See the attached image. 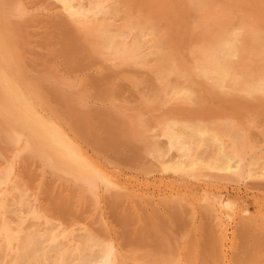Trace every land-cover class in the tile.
Listing matches in <instances>:
<instances>
[{
    "label": "rangeland",
    "instance_id": "1",
    "mask_svg": "<svg viewBox=\"0 0 264 264\" xmlns=\"http://www.w3.org/2000/svg\"><path fill=\"white\" fill-rule=\"evenodd\" d=\"M105 1L110 8L106 14L94 19L95 21L87 19L88 22L83 20L80 23L75 19H70L72 21L70 22L69 18L71 17L68 15V11L66 12L61 0H0V84L2 86V89L0 87V142L3 143H0V198L3 200L2 204L0 199V205L3 207L2 209L0 206V246H2L0 247V264L3 262V264H36V262L37 264H48L49 262L50 264H77L78 262V264H140V260H144L143 263L141 262L142 264H174V262L175 264H202L203 262V264H249V261L252 264H264V161H262L264 160V0H206L207 2L205 0H202L203 2L201 0H181L183 3L180 0L179 2L176 0ZM125 1L128 2V6ZM173 3L179 6L176 7V4ZM131 7L144 12L137 9L135 13L136 9ZM202 7H205V12ZM120 8L127 9L125 11ZM195 8L200 11H196ZM210 8L214 11L212 9L210 11ZM113 11L115 14L112 13ZM245 13L246 16H243ZM147 16L149 20H147ZM9 18H11L10 21ZM242 19L243 21H241ZM205 20L210 21L207 23L208 21ZM179 22L180 24H178ZM198 22L200 26L197 24ZM192 24L194 25L192 26ZM174 26H176V31H174ZM131 27L132 30L135 29L134 39L138 37L139 40L126 39L121 45L122 47L119 46L115 54L112 55L107 53V56L105 53L103 56L100 51L102 40L95 39L94 36L92 38L93 32L97 29L99 32L102 29L113 28L115 38H117L129 32ZM154 28L156 32L159 31L157 34L154 32ZM170 34H173V38ZM147 42L150 43L147 44ZM249 42L250 45L247 46ZM161 43L165 44V47ZM183 48L186 50L184 51ZM258 49L260 50L258 51ZM179 50L181 51L179 52ZM161 53L162 55H160ZM165 60H167L166 63ZM122 63H124L123 66ZM192 63H194L193 66ZM130 66L132 69H128ZM151 66L154 68L152 69ZM252 67L253 69H251ZM258 67L260 68L258 69ZM140 71L142 72L140 73ZM166 71L170 73L168 74ZM153 72L158 74L154 76ZM162 73L164 74L162 75ZM201 76L205 77H203V81ZM209 77L214 80L212 81ZM4 78L5 80L7 78L8 81H4ZM14 79H18V83H15L17 81ZM182 79L183 81H181ZM138 85L139 88H137ZM172 85L174 86L172 87ZM143 87H145L144 90ZM22 93L25 94L23 97ZM17 96L19 98L16 99ZM151 96L154 98L153 101ZM258 97L259 99H257ZM13 98L14 101H12ZM21 98L23 99L21 100ZM35 99L39 102H36ZM202 99L204 102H200ZM221 103H223L222 106H220ZM34 109L37 110L36 115H34L36 112ZM25 111L29 116L25 114ZM30 112L36 117L38 127L42 124L50 127L56 136L65 140L77 157L75 164L65 163L55 152L54 156L53 151H50L47 146L45 136L32 122ZM38 116L41 119H37ZM46 117L47 119H45ZM148 119L150 120L147 121ZM175 123L185 130L197 133L200 139L191 158L197 156L196 158L202 157L203 159L206 155L204 160L209 159L223 148L237 162L235 168L230 166L222 171L199 165L195 168L187 167L188 169L185 166L179 172L163 170L162 162L176 161L179 157L177 151H171L168 140L169 130ZM257 124L258 126H256ZM251 127L254 128L251 129ZM23 131H26L25 134ZM231 135L233 136L231 137ZM67 136L68 139H66ZM250 140L252 141L250 142ZM42 144L43 147H41ZM159 145L164 152V158L160 160L156 157V153L161 150ZM208 145H213V147ZM14 147L15 149H13ZM247 147L248 150H246ZM150 157L157 158V160H152ZM102 168L105 170L102 171ZM150 168L151 170H149ZM5 201L6 203H4ZM17 215H20L21 218L20 216L18 218ZM3 217L4 219H2ZM25 226L26 228H24ZM207 226L209 227L207 228ZM73 231H75L74 234ZM82 235L84 237L86 235V237L83 238ZM205 238L206 241H204ZM137 248H139L138 251ZM129 252H131V257ZM3 253H7V258L2 255ZM212 253L215 256H212ZM16 255H18L17 258ZM28 256L30 257L28 258ZM45 256L48 257V260ZM88 257L89 259H87ZM147 257L149 259L151 257V259L149 260ZM16 259L20 262H17ZM153 259L154 263L151 261ZM197 260H202V262Z\"/></svg>",
    "mask_w": 264,
    "mask_h": 264
},
{
    "label": "bare ground",
    "instance_id": "2",
    "mask_svg": "<svg viewBox=\"0 0 264 264\" xmlns=\"http://www.w3.org/2000/svg\"><path fill=\"white\" fill-rule=\"evenodd\" d=\"M122 1V0H121ZM129 1V0H128ZM176 1H178L179 2V0H176ZM181 1V0H180ZM206 1V0H205ZM234 1V0H233ZM56 2V1H55ZM61 2H62V4L64 5V7H65V9H66V12L68 11V15H70V17L71 18H69V20L70 19H75V20H78V22H80V21H83V20H86L87 21V19L89 20H91V19H97V18H99L101 15H103V14H106L108 11H109V7L107 6L108 5V3H107V1H105V0H61ZM110 2V1H109ZM115 2V1H114ZM135 2H136V0H135ZM173 2V1H172ZM182 2V1H181ZM199 2V1H198ZM201 2H203L202 0H201ZM207 2V1H206ZM134 2H132V4H133ZM183 3V2H182ZM196 3V2H195ZM211 3H212V1H211ZM233 3V2H232ZM2 4V3H1ZM125 4H127V6H128V2L126 3V1H125ZM169 4V3H168ZM174 4V3H173ZM176 4V3H175ZM174 4V5H175ZM201 4V3H200ZM199 4V5H200ZM209 4V3H208ZM224 4V3H223ZM6 5V4H5ZM10 5V4H9ZM110 5H112V3L110 2ZM134 5V4H133ZM150 5V4H149ZM152 5H154V4H152ZM172 5V4H171ZM177 5L178 4H176V7H177ZM190 5V4H189ZM58 6V5H57ZM61 6V5H60ZM114 6H115V4H114ZM122 6V5H121ZM138 6V5H137ZM161 6H163V5H161ZM170 6V5H169ZM179 6V5H178ZM206 6V5H205ZM1 7V6H0ZM134 7V6H133ZM145 7V6H144ZM174 7V6H173ZM199 8L198 9H200V6H198ZM207 7H208V5H207ZM206 7V8H207ZM235 7V6H234ZM113 8H116V7H113ZM132 8V7H131ZM161 8V7H160ZM167 8V7H166ZM166 8H164V9H166ZM169 8V7H168ZM175 8V7H174ZM179 8V7H178ZM202 8H204L205 9V7H202ZM236 8H238V7H236ZM20 9V8H19ZM120 9H123V8H120ZM126 9L127 8H124L123 10H125L126 11ZM130 9V8H129ZM132 9H136V8H132ZM138 9V8H137ZM137 9L135 10V13H136V11H137ZM196 9V11H198L197 10V8H195ZM211 9L212 8H210V11H211ZM217 9V8H216ZM22 10V9H21ZM118 10V9H117ZM138 10H141V9H138ZM152 10V9H151ZM180 10V9H179ZM183 10H184V8H183ZM186 10H188V9H186ZM193 10V9H192ZM208 10H209V8H208ZM220 10V9H219ZM19 11V10H18ZM63 11V10H62ZM116 11V10H115ZM129 11V10H128ZM141 11H143V10H141ZM156 11V10H155ZM171 11V10H170ZM195 11V12H196ZM200 11V10H199ZM198 11V12H199ZM206 11V9L204 10V12ZM212 11H214L213 9H212ZM221 11V10H220ZM1 12V11H0ZM7 12H9V11H7ZM144 12V11H143ZM154 12V11H153ZM163 12V11H162ZM161 12V13H162ZM191 12V11H190ZM193 12V11H192ZM208 12V11H207ZM241 12V11H240ZM3 13V12H2ZM112 13H114V11L112 12ZM120 13V12H119ZM119 13H117V14H119ZM137 13H139V12H137ZM150 13V12H149ZM161 13H159V14H161ZM181 13V12H180ZM185 13V12H184ZM197 13V12H196ZM202 13V12H201ZM201 13H200V15H201ZM223 13V12H222ZM228 13H229V11H228ZM233 13H235V12H233ZM232 13V14H233ZM4 14V13H3ZM10 14V13H9ZM65 14H67V13H65ZM110 14V13H109ZM115 14V13H114ZM151 14V13H150ZM186 14V13H185ZM185 14H184V16H185ZM199 14V13H198ZM207 14V13H206ZM223 14H225L226 15V13H223ZM241 15H242V13H240ZM2 15V14H1ZM7 15V14H6ZM21 15V14H20ZM63 15V14H62ZM120 15V14H119ZM147 15V14H146ZM183 15V14H182ZM195 15V14H194ZM208 15V14H207ZM209 15H211L212 16V14H209ZM236 15V14H235ZM234 15V16H235ZM240 15V16H241ZM22 16V15H21ZM67 16V15H66ZM223 16V15H222ZM229 16H231V15H229ZM233 16V17H234ZM243 16H246V13H245V15H243ZM68 17V16H67ZM105 17V16H104ZM120 17V16H119ZM131 17V16H130ZM151 17V16H150ZM158 17H159V15H158ZM191 17V16H190ZM195 16H193V18H194ZM199 17V16H198ZM202 17V16H201ZM237 17V16H236ZM250 17V16H249ZM4 18V17H3ZM13 18V17H12ZM122 18H123V16H122ZM128 18H129V16H128ZM175 18V17H174ZM196 18V17H195ZM200 18V17H199ZM213 18V17H212ZM229 18V17H228ZM246 18V17H245ZM105 19H107L106 17H105ZM127 19V18H126ZM126 19H124V20H126ZM164 19V18H163ZM179 19H180V17H179ZM182 19V18H181ZM183 19H185L186 20V18H183ZM204 19H206L205 17H204ZM215 19V18H214ZM240 19H241V17H240ZM11 20V18H9V21ZM74 20V21H75ZM89 20V21H90ZM92 20V21H93ZM118 20V19H117ZM121 20H123V19H121ZM133 20V19H132ZM135 20V19H134ZM146 20V19H145ZM147 20H149L148 19V16H147ZM146 20V21H147ZM151 20V19H150ZM154 20V19H153ZM178 20V19H177ZM221 20H223V19H221ZM230 20V19H229ZM232 20V19H231ZM245 20V19H244ZM248 20L250 21V19L248 18ZM4 21H6V20H4ZM85 21V22H86ZM95 21V20H94ZM99 21V20H98ZM120 21V20H119ZM131 21V20H130ZM160 21V20H159ZM189 21V20H188ZM191 21H193V20H191ZM200 21V20H199ZM206 22L208 21V20H205ZM210 21V20H209ZM209 21L207 22V23H209ZM241 21H243V19L241 20ZM255 21V20H254ZM68 22V21H67ZM70 22H72L71 20H70ZM88 22V21H87ZM107 22H108V20H107ZM111 22V21H110ZM122 22V21H121ZM125 22V21H124ZM132 22V21H131ZM135 22H137V21H135ZM148 22V21H147ZM184 22V21H183ZM194 22V21H193ZM12 23V22H11ZM80 23H82V22H80ZM90 23V22H89ZM106 23V22H105ZM117 23V22H116ZM127 23V22H126ZM129 23V22H128ZM140 23V22H139ZM143 23V22H142ZM145 23V22H144ZM155 23V22H154ZM159 23V22H158ZM163 23V22H162ZM231 23V22H230ZM77 24V23H76ZM79 24V23H78ZM83 24H84V22H83ZM83 24H82V26H83ZM86 24V23H85ZM137 24H138V22H137ZM153 24V23H152ZM176 24V23H175ZM178 24H180V22L178 23ZM182 24V23H181ZM189 24V23H188ZM198 25H199V22L197 23ZM215 24H217V22H215ZM87 25H88V23H87ZM86 25V26H87ZM94 25H95V23H94ZM109 25H110V23H109ZM108 25V26H109ZM123 25V24H122ZM127 25H129V24H127ZM144 25V24H143ZM142 25V26H143ZM146 25V24H145ZM160 25H161V23H160ZM166 25V24H165ZM185 25V24H184ZM191 25V24H190ZM194 24H192V26H193ZM209 25V24H208ZM226 25V24H225ZM232 25H233V23H232ZM8 26V25H7ZM76 26V25H75ZM89 26V25H88ZM106 26V25H105ZM134 26H135V24H134ZM136 26H138V25H136ZM140 26V25H139ZM153 26V25H152ZM151 26V27H152ZM159 26V25H158ZM162 26V25H161ZM160 26V27H161ZM168 26V25H167ZM177 26V25H176ZM176 26H174L175 27V30L174 31H176ZM182 26H183V24H182ZM181 26V27H182ZM188 26V25H187ZM200 26V25H199ZM215 26V25H214ZM249 26H251V25H249ZM2 27H3V24H2ZM84 27V26H83ZM95 27V26H94ZM101 27V26H100ZM127 27V26H126ZM133 27V26H132ZM131 27V29H130V31L129 32H127V33H124V34H122L121 36H118L117 38H115V33H114V31H113V28H109V29H105V30H103L102 29V31H99L98 32V29L95 31V32H93V34L94 35H92V38H93V36H94V38L96 39V38H98V39H101L102 40V43H100V47H101V54H103V56H104V54L106 53H108V54H110V55H112L113 53L115 54V52H116V50L118 49V47L120 46V47H122L121 45L123 44V42L126 40V39H131V40H136V39H138V37L136 38V39H134V30H132L133 28ZM170 27V26H169ZM212 27V26H211ZM221 27V26H220ZM230 27V26H229ZM241 27V26H240ZM1 28V27H0ZM79 28H80V26H79ZM86 28V27H85ZM89 28H90V26H89ZM92 28V27H91ZM106 28V27H105ZM116 28H117V26H116ZM121 28H122V26H121ZM129 28V27H128ZM144 28V27H143ZM153 28V27H152ZM172 29H173V27H171ZM195 28V27H194ZM201 28V27H200ZM208 28V27H207ZM223 28H225V27H223ZM227 28V27H226ZM239 28V27H238ZM246 28V27H245ZM251 28V27H250ZM10 29V28H9ZM95 29V28H94ZM112 29V30H111ZM118 29V28H117ZM149 29V28H148ZM157 29V28H156ZM165 29V28H164ZM185 29H186V27H185ZM118 30H120V29H118ZM124 30V29H123ZM153 30V29H152ZM154 30H155V28H154ZM162 30H163V27H162ZM184 30V29H183ZM182 30V31H183ZM213 30V29H212ZM230 30V29H229ZM240 30H243V29H240ZM10 31V30H9ZM88 31V30H87ZM92 31V30H91ZM116 31V30H115ZM138 31V30H137ZM145 31V30H144ZM150 31V30H149ZM194 31V30H193ZM195 31H196V28H195ZM205 31V30H204ZM207 31V30H206ZM227 31V30H226ZM81 32V31H80ZM84 32H85V30H84ZM122 32V31H121ZM147 32V31H146ZM154 32H156V30L154 31ZM159 31H157L156 32V34L158 33ZM163 32H164V30H163ZM167 32V31H166ZM166 32H165V34H166ZM179 32V31H178ZM223 32H225V31H223ZM244 32V31H243ZM9 33V32H8ZM145 33V32H144ZM162 33V32H161ZM170 33V32H169ZM172 33H173V31H172ZM180 33V32H179ZM183 33V32H182ZM196 33H197V31H196ZM199 33H200V31H199ZM204 33H206V32H204ZM84 34V33H83ZM83 34H82V36H83ZM148 34H150V32H148ZM177 34V33H176ZM191 34V33H190ZM202 34V33H201ZM207 34V33H206ZM223 34V33H222ZM10 35H11V33H10ZM87 35V34H86ZM163 35H164V33H163ZM171 35V34H170ZM169 35V36H170ZM173 35V34H172ZM172 35H171V37H172ZM182 35V34H181ZM185 35V34H184ZM195 35V34H194ZM249 35V34H248ZM91 36V35H90ZM117 36V35H116ZM138 36V35H137ZM178 36V35H177ZM188 36V35H187ZM210 36V35H209ZM234 36V35H233ZM240 36V35H239ZM86 37V36H85ZM147 37V36H146ZM148 37H151L150 35H148ZM170 37V38H171ZM195 37V36H194ZM213 37V36H212ZM216 37V36H215ZM214 37V38H215ZM225 37V36H224ZM227 37V36H226ZM245 38H246V35L244 36ZM91 37L89 38L90 39V41H91V39H92ZM142 38V37H141ZM140 38V39H141ZM173 38V37H172ZM183 38V37H182ZM185 38L187 39V37L185 36ZM189 38H190V36H189ZM197 38V37H196ZM205 38V37H204ZM207 38V37H206ZM12 39V38H11ZM88 39V40H89ZM146 39V38H145ZM181 39V38H180ZM218 39V38H217ZM221 39V38H220ZM229 39V38H228ZM235 39V38H234ZM249 39V38H248ZM2 40V39H1ZM86 40V39H85ZM139 40V39H138ZM142 40V39H141ZM158 40H159V38H158ZM168 40V39H167ZM167 40H166V42H167ZM260 40V39H259ZM262 40V39H261ZM93 41V40H92ZM155 41H156V37H155ZM160 41V40H159ZM173 42L175 41V40H172ZM186 41V40H185ZM199 41V40H198ZM197 41V42H198ZM245 41V40H244ZM247 41V40H246ZM133 42V41H132ZM150 42H151V40H150ZM149 42V43H150ZM161 42V41H160ZM168 42H169V40H168ZM175 42H177V41H175ZM220 42H221V40H220ZM235 42V41H234ZM260 42V41H259ZM258 42V43H259ZM87 43V42H86ZM134 43V42H133ZM144 43V42H143ZM148 42H147V44H149ZM159 42H157V44H158ZM170 43H171V41H170ZM182 43H184L183 42V40H182ZM181 42H180V45L182 44ZM196 43V42H195ZM215 43H216V41H215ZM222 43V42H221ZM95 44H96V41H95ZM132 44V43H131ZM130 44V45H131ZM140 44V43H139ZM146 44V45H147ZM152 44V43H151ZM154 44V43H153ZM160 44V43H159ZM162 44V43H161ZM205 44H206V42H205ZM252 44V43H251ZM263 44V43H262ZM13 45V44H12ZM88 45V44H87ZM136 45V44H135ZM163 45V44H162ZM165 45V44H164ZM163 45V46H164ZM168 45V43L166 44V46ZM176 45V44H175ZM204 45V44H203ZM216 45V44H215ZM248 45H250V42H249V44H247V46ZM253 45V44H252ZM96 46V45H95ZM161 46V45H160ZM179 46V45H178ZM177 46V47H178ZM186 46V45H185ZM198 46H199V44H198ZM233 46V45H232ZM257 46H258V44H257ZM97 47V46H96ZM129 47H131V46H129ZM132 47H133V45H132ZM154 47V45L152 46V48ZM162 47V46H161ZM165 47V46H164ZM208 47V46H207ZM9 48H10V46H9ZM93 48V47H92ZM134 48V47H133ZM136 48V47H135ZM138 48V47H137ZM168 48H169V46H168ZM172 48V47H171ZM179 48V47H178ZM182 48V47H181ZM200 48V47H199ZM206 48V47H205ZM212 48V47H211ZM235 48H236V46H235ZM243 48V47H242ZM251 48V47H250ZM253 48V47H252ZM251 48V49H252ZM256 48V47H255ZM262 48V47H261ZM11 49H12V47H11ZM96 49V48H95ZM98 49V48H97ZM125 49V48H124ZM144 49V48H143ZM167 49V48H166ZM173 49V48H172ZM176 49V48H175ZM189 49H190V47H189ZM196 49H197V47H196ZM196 49H195V51H196ZM210 49V48H209ZM213 49V48H212ZM238 49V48H237ZM244 49H245V47H244ZM243 49V50H244ZM0 50H1V47H0ZM135 50V49H134ZM149 50H150V48H149ZM162 50H164V49H162ZM183 50H184V48H183ZM186 50V49H185ZM184 50V51H185ZM199 50V49H198ZM205 50V49H204ZM260 49H258V51H259ZM2 51H3V49H2ZM8 51H9V49H8ZM15 51V50H14ZM93 51H94V49H93ZM133 51V50H132ZM131 51V52H132ZM153 51V50H152ZM181 50H179V52H180ZM190 51V50H189ZM188 51V52H189ZM237 51H239V50H237ZM263 51V50H262ZM92 52V51H91ZM98 52V51H97ZM128 52V51H127ZM167 52V51H166ZM173 52H174V50H173ZM192 52H194V51H192ZM159 53V52H158ZM186 53V52H185ZM190 53V52H189ZM195 53V52H194ZM204 53V52H203ZM207 54H208V52H206ZM214 53V52H213ZM249 53V52H248ZM255 53V52H254ZM258 53V52H257ZM260 53H261V51H260ZM12 54V53H11ZM94 54V53H93ZM108 54H107V56H108ZM153 54V53H152ZM171 54V53H170ZM175 54H176V52H175ZM150 55V54H149ZM157 55V54H156ZM159 55V54H158ZM160 55H162V53L160 54ZM168 55V54H167ZM181 55V54H180ZM205 55V54H204ZM258 55V54H257ZM260 55V54H259ZM9 56V55H8ZM93 56V55H92ZM98 56H99V54H98ZM147 56V55H146ZM203 56V55H202ZM242 56V55H241ZM110 57V56H109ZM108 57V58H109ZM153 57V56H152ZM156 57V56H155ZM163 57V56H162ZM167 57V56H166ZM173 57V56H172ZM178 57V56H177ZM184 57V56H183ZM190 57H193V56H190ZM212 57V56H211ZM257 57V56H256ZM3 58V57H2ZM111 58V57H110ZM145 58V57H144ZM147 58V57H146ZM145 58V59H146ZM193 58H195V57H193ZM205 58V57H204ZM203 58V59H204ZM243 58V57H242ZM242 58L240 59V61L242 60ZM264 58V57H263ZM10 60H11V58H9ZM103 59V58H102ZM153 59V58H152ZM158 59H160L159 57H158ZM200 59V58H199ZM202 59V60H203ZM206 59V58H205ZM204 59V60H205ZM111 60V59H110ZM135 60V59H134ZM177 60V59H176ZM186 60V59H185ZM192 60V59H191ZM194 60V59H193ZM249 60H251V59H249ZM97 61H98V59H97ZM104 61V60H103ZM114 61H115V59H114ZM117 61V60H116ZM143 61V60H142ZM144 61H146V60H144ZM156 61V60H155ZM160 61H161V59H160ZM166 61L167 60H165V63H166ZM107 62V61H106ZM111 62V61H110ZM173 62V61H172ZM175 62V61H174ZM181 62V61H180ZM188 62V61H187ZM186 62V63H187ZM192 62V61H191ZM254 62V61H253ZM264 62V61H263ZM1 63V62H0ZM149 63V62H148ZM164 63V64H165ZM208 63V62H207ZM110 64H112V63H110ZM123 64L124 63H122V66H123ZM135 64V63H134ZM143 64H145V63H143ZM150 64V63H149ZM154 64V63H153ZM161 64H163V63H161ZM193 64L194 63H192V66H193ZM242 64L244 65V63H243V61H242ZM251 64H252V62H251ZM253 64H255V63H253ZM16 66H18L17 64H15ZM117 65V64H116ZM139 65H140V62H139ZM138 65V66H139ZM156 65V64H155ZM167 65H168V68H170V66H169V64L167 63ZM174 64H172V66H173ZM215 65V64H214ZM224 65V64H223ZM237 65H238V63H237ZM239 65H240V63H239ZM260 65V64H259ZM262 65H263V63L261 64V67H262ZM115 66V65H114ZM158 66V65H157ZM163 66V65H162ZM165 66V65H164ZM241 66V65H240ZM245 66V65H244ZM15 67V66H14ZM19 67V66H18ZM116 67V66H115ZM119 67H120V65H119ZM126 67V66H125ZM135 68H136V66H134ZM174 67V66H173ZM178 67V66H177ZM184 67V66H183ZM200 67V66H199ZM214 67V66H213ZM212 67V68H213ZM250 67V66H249ZM16 68V67H15ZM117 68H118V66H117ZM128 68V67H127ZM138 68V67H137ZM145 68V67H144ZM151 68L153 69L154 67H152L151 66ZM160 68V67H159ZM162 68V67H161ZM186 68H188V67H186ZM194 68V67H193ZM198 68V67H197ZM205 68V67H204ZM211 68V69H212ZM238 68H239V66H238ZM260 67H258V69H259ZM128 69H132V67L130 66ZM134 69V68H133ZM139 69V68H138ZM137 69V72L139 71ZM140 69H141V67H140ZM156 69V68H155ZM154 69V70H155ZM173 69V68H172ZM174 69H176V68H174ZM191 69V68H190ZM202 69V68H201ZM251 69H253V67L251 68ZM250 69V70H251ZM16 70V69H15ZM21 70V69H20ZM124 70H126V69H124ZM146 70V69H145ZM149 70V69H148ZM161 70V69H160ZM164 70V69H163ZM236 70H239V69H236ZM142 71H144V70H142ZM142 71H140V73L142 72ZM151 71H153V70H151ZM167 71H169V69H167ZM166 71V73H168ZM171 71V70H170ZM173 71V70H172ZM196 71V70H195ZM212 71V70H211ZM220 71V70H219ZM241 71V70H240ZM246 71V70H245ZM244 71V72H245ZM255 71V70H254ZM257 71V70H256ZM255 71V72H256ZM13 72V71H12ZM117 72V71H116ZM126 72V71H125ZM158 72V71H157ZM156 72V74L154 73V76L155 75H157L158 73ZM183 72H185V71H183ZM182 72V73H183ZM239 72V71H238ZM237 72V73H238ZM132 73H133V71H132ZM135 73H136V71H135ZM134 73V74H135ZM139 73V72H138ZM170 73V72H169ZM168 73V74H169ZM194 73V72H193ZM202 73V72H201ZM200 73V74H201ZM206 73V72H205ZM15 74V73H14ZM18 74V73H17ZM129 74V73H128ZM152 74V73H151ZM164 73H162V75H163ZM181 74V73H180ZM189 74V73H188ZM195 74V73H194ZM199 74V73H198ZM215 74V73H214ZM240 74V73H239ZM258 74V73H257ZM4 75H5V73H4ZM12 75H13V73H12ZM19 75V74H18ZM171 75V74H170ZM176 75H177V72H176ZM183 75V74H182ZM187 75V74H186ZM191 75V74H190ZM253 75V74H252ZM251 75V76H252ZM9 76V75H8ZM124 76V75H123ZM133 76V75H132ZM136 76V75H135ZM146 76V75H145ZM144 76V77H145ZM150 76V75H149ZM164 76H166V75H164ZM163 76V77H164ZM173 76V75H172ZM209 76V75H208ZM211 76H212V74H211ZM234 76V75H233ZM240 76V75H239ZM5 77H6V75H5ZM10 77V76H9ZM14 77V76H13ZM129 77H130V75H129ZM194 77V76H193ZM202 77V76H201ZM204 77V76H203ZM203 77H202V81H203ZM11 78V77H10ZM9 78V79H10ZM16 78V77H15ZM19 78V77H18ZM133 78V77H132ZM137 78H138V75H137ZM141 78H142V76H141ZM140 77H139V79H141ZM159 78V77H158ZM169 78V77H168ZM174 78V77H173ZM175 78H177V77H175ZM179 78V77H178ZM177 78V79H178ZM183 78V77H182ZM205 78V77H204ZM210 78V77H209ZM215 78V77H214ZM239 78V77H238ZM261 78V77H260ZM263 78V77H262ZM12 79V78H11ZM134 79H135V77H134ZM149 79V78H148ZM161 79V78H160ZM171 79V78H170ZM186 79V77L184 78V80ZM190 79V78H189ZM192 79H194V78H192ZM211 80H212V78H210ZM6 80H7V78H6ZM5 80V78H4V81H6ZM15 80V79H14ZM130 81H131V79H129ZM146 80H147V78H146ZM154 80V79H153ZM153 80H151V81H153ZM163 80V79H162ZM172 80V79H171ZM214 80V79H213ZM212 80V81H213ZM215 80H217V78H215ZM8 81V80H7ZM10 81V80H9ZM15 81H17V82H15V83H18V79L17 80H15ZM142 81V80H141ZM156 81H157V79H156ZM181 81H183V79L181 80ZM191 81V80H190ZM193 81V80H192ZM211 81V82H212ZM264 81V80H263ZM139 82V81H138ZM144 82V81H143ZM149 82V81H148ZM155 82V81H154ZM159 82V81H158ZM175 82H176V79H175ZM199 82H200V80H199ZM226 82V81H225ZM233 82V81H232ZM12 83V82H11ZM181 83V82H180ZM180 83H178V84H180ZM194 83V82H193ZM205 83V82H204ZM216 83V82H215ZM221 83V82H220ZM9 84V86H10V83H8ZM14 84V83H13ZM134 84V83H133ZM159 84H161L160 82H159ZM168 84H169V82H168ZM177 84V85H178ZM187 84V83H186ZM192 84V83H191ZM200 84V83H199ZM4 85V84H3ZM12 85V84H11ZM23 85V84H22ZM139 85H140V83H139ZM139 85L137 86V88H139ZM188 85H189V83H188ZM201 85V84H200ZM200 85H199V87H200ZM204 85V84H203ZM213 85H215V84H213ZM222 85V84H221ZM33 86V85H32ZM127 86V85H126ZM155 86L157 87V84L155 83ZM174 85H172V87H173ZM176 86V85H175ZM0 87H1V89H2V86H1V84H0ZM6 87V86H5ZM11 87V86H10ZM119 87V86H118ZM121 87V86H120ZM147 87V86H146ZM152 87V86H151ZM163 87V86H162ZM164 87H165V85H164ZM178 87V86H177ZM184 87V86H183ZM186 87H188V86H186ZM198 87V86H197ZM256 87V86H255ZM7 88V87H6ZM22 88V87H21ZM131 88V87H130ZM159 88V87H158ZM179 88V87H178ZM189 88V87H188ZM195 88V87H194ZM14 89V88H13ZM31 89H33V88H31ZM75 89V88H74ZM143 90L145 89V87H143L142 88ZM164 89V88H163ZM174 89V88H173ZM172 89V90H173ZM184 89V88H183ZM235 89V88H234ZM257 89H259V88H257ZM8 90V89H7ZM6 90V92H8ZM162 90V89H161ZM164 90H166V89H164ZM191 90H193V89H191ZM196 90V89H195ZM4 91H5V89H4ZM155 91V90H154ZM167 91H169V90H167ZM254 91V90H253ZM257 91V90H256ZM264 91V90H263ZM28 92H29V89H28ZM31 92V91H30ZM36 92V91H35ZM157 92V91H156ZM188 92V91H187ZM193 92H195L194 90H193ZM197 92V91H196ZM198 92H199V89H198ZM203 92V91H202ZM2 93H3V91H2ZM19 93H20V91H19ZM158 93V92H157ZM157 93H156V95H157ZM175 93V92H174ZM177 93V92H176ZM175 93V94H176ZM192 93V92H191ZM207 93V92H206ZM32 94V93H31ZM146 94V93H145ZM152 94V93H151ZM164 94V93H163ZM196 94V93H195ZM209 94V93H208ZM17 95H18V93H17ZM23 95H25V94H23L22 93V97H23ZM32 95H34V94H32ZM148 95V94H147ZM154 96H155V94H153ZM152 95V96H153ZM173 95V94H172ZM180 95V94H179ZM203 95V94H202ZM8 96H10V95H8ZM12 96V95H11ZM143 96H144V93H143ZM152 96H151V100L152 99H154V98H152ZM169 96V95H168ZM176 96H178V95H176ZM195 96V95H194ZM197 96V95H196ZM223 96V95H222ZM226 96V95H225ZM2 97H3V95H2ZM140 97H141V95H140ZM146 97V96H145ZM221 97V96H220ZM224 97V96H223ZM236 97V96H235ZM5 98H7V97H5ZM12 98V97H11ZM17 98H19V96H17L16 97V99ZM26 98V97H25ZM34 98V97H33ZM84 98H85V96H84ZM149 98H150V95H149ZM157 98V97H156ZM161 98V97H160ZM178 98V97H177ZM176 98V99H177ZM186 98V97H185ZM197 98V97H196ZM216 98V97H215ZM237 98H239V97H237ZM23 98H21V100H22ZM143 99V98H142ZM172 99H173V97H172ZM206 99H207V97H206ZM222 99H224V98H222ZM243 99V98H242ZM257 99H259V97L257 98ZM256 99V100H257ZM20 100V101H21ZM27 100H28V98H27ZM36 100V99H35ZM181 100V99H180ZM193 100V99H192ZM194 100H195V98H194ZM219 100V99H218ZM235 100V99H234ZM245 100V99H244ZM262 100V99H261ZM7 101H8V99H7ZM12 101H14V98H13V100ZM18 101V100H17ZM24 101V100H23ZM33 102H34V100H32ZM38 100H36V102H37ZM153 101V100H152ZM168 101V100H167ZM184 101V100H183ZM221 101H223V100H221ZM232 101V100H231ZM243 101V100H242ZM250 101V100H249ZM253 101H254V99H253ZM5 102V101H4ZM39 102V101H38ZM128 102V101H127ZM171 102V101H170ZM190 102V101H189ZM196 102H197V100H196ZM200 102H204L203 101V99H202V101H200ZM225 102V101H224ZM248 102V101H247ZM256 102V101H255ZM258 102V101H257ZM9 103V102H8ZM14 103V102H13ZM26 103V102H25ZM129 103V102H128ZM156 103H157V101H156ZM155 103V104H156ZM162 103V102H161ZM176 103V102H175ZM183 103V102H182ZM237 104L239 103L238 101L236 102ZM245 103V102H244ZM252 103V102H251ZM27 104V103H26ZM32 104V103H31ZM36 104V103H35ZM120 104V103H119ZM149 104V103H148ZM163 104V103H162ZM170 104V103H169ZM186 104V103H185ZM193 104V103H192ZM191 104V105H192ZM222 104L223 103H221V105L220 106H222ZM249 104V103H248ZM261 104V103H260ZM19 105V104H18ZM36 105H38V104H36ZM140 105V104H139ZM141 105H142V103H141ZM154 105V104H153ZM173 105V104H172ZM179 105H180V103H179ZM179 105H178V107H179ZM182 105V104H181ZM190 105V104H189ZM225 105V104H224ZM233 105V104H232ZM240 105H242V104H240ZM2 106V105H1ZM17 106V105H16ZM26 106V105H25ZM29 106V105H28ZM164 106V105H163ZM170 106V105H169ZM168 106V107H169ZM177 106V105H176ZM187 106H188V103H187ZM196 107H197V105H195ZM201 106V105H200ZM227 106V103H226V105H225V107ZM264 106V105H263ZM262 106V107H263ZM20 107H21V105H20ZM19 107V108H20ZM40 107H41V104H40ZM173 107H175V106H173ZM181 107V106H180ZM185 107V106H184ZM193 107H194V105H193ZM202 107H203V105H202ZM224 107V108H225ZM237 107V106H236ZM244 107V106H243ZM261 107V106H260ZM3 108V107H2ZM23 108V107H22ZM22 108H20V109H22ZM129 108V107H128ZM161 108V107H160ZM177 108V107H176ZM201 108V107H200ZM199 108V109H200ZM214 108V107H213ZM235 108V107H234ZM239 108V107H238ZM238 108H236V110L238 109ZM7 109H9L8 107H7ZM6 109V110H7ZM26 109V108H25ZM28 109V108H27ZM30 109H31V107H30ZM161 109H163V108H161ZM181 109H183V108H181ZM181 109H180V111H181ZM29 110V109H28ZM36 112L34 113V115H36V113H37V110L36 109H34ZM153 110V109H152ZM155 110H156V108H155ZM201 110H202V108H201ZM200 110V111H201ZM204 110H206V109H204ZM213 110V109H212ZM219 110V109H218ZM239 110V109H238ZM241 110H242V107H241ZM4 111V110H3ZM22 111H24V110H22ZM151 111V110H150ZM177 111V110H176ZM194 111V110H193ZM245 111V110H244ZM11 112V111H10ZM34 112V111H33ZM165 112V111H164ZM47 113V112H46ZM134 113V112H133ZM186 113V112H185ZM197 113H198V111H197ZM207 113V112H206ZM210 113V112H209ZM220 113V112H219ZM231 113V112H230ZM246 113V112H245ZM244 113V114H245ZM12 114V113H11ZM21 114V113H20ZM25 114H26V111H25ZM30 114V116H31V120H32V122L36 125V117H34L33 116V113H29ZM48 114V113H47ZM151 114V113H150ZM169 114V113H168ZM172 114V113H171ZM234 114V113H233ZM240 114H241V112H240ZM14 115V114H13ZM12 115V116H13ZM27 115V114H26ZM157 115H158V113H157ZM193 115H195V114H193ZM199 115H200V113H199ZM204 115V114H203ZM232 115V114H231ZM16 116V115H15ZM14 116V117H15ZM27 116H29V115H27ZM44 116H46V115H44ZM43 116V117H44ZM49 116V115H48ZM148 116H150V115H148ZM151 116H152V114H151ZM150 116V117H151ZM162 116V115H161ZM207 116H208V114H207ZM219 116V115H218ZM237 116V115H236ZM50 117V116H49ZM140 117H141V115H140ZM156 117V116H155ZM183 117V116H182ZM191 117V116H190ZM196 117V116H195ZM202 117V116H201ZM215 117V116H214ZM228 117V116H227ZM245 117H246V115H245ZM248 117H249V114H248ZM261 117V116H260ZM6 118V117H5ZM53 118V117H52ZM138 118V117H137ZM145 118H147V117H145ZM186 118V117H185ZM188 118H189V116H188ZM192 118H193V116H192ZM236 118V117H235ZM257 118H259V117H257ZM264 118V117H263ZM14 119V118H13ZM17 119V118H16ZM37 119H41V118H39V116H38V118ZM45 119H47V117L45 118ZM55 119H56V117H55ZM205 119H206V117H205ZM222 119V118H221ZM237 119V118H236ZM248 119H250V118H248ZM5 120V119H4ZM7 120V119H6ZM9 120V119H8ZM12 120V119H11ZM18 120H20V119H18ZM62 120H63V118H62ZM144 120V119H143ZM142 120V121H143ZM150 119H148L147 121H149ZM169 120V119H168ZM171 120L173 121V119L171 118ZM186 120H187V118H186ZM199 120V119H198ZM225 120V119H224ZM238 120H240V119H238ZM243 120V119H242ZM247 120V119H246ZM245 120V121H246ZM257 120V119H256ZM2 121V120H1ZM10 121V120H9ZM9 121H8V123H9ZM21 121V120H20ZM43 121V120H42ZM154 121V120H153ZM165 121H166V119H165ZM182 121V120H181ZM196 121V120H195ZM225 121H227V120H225ZM232 121H234V120H232ZM245 121H244V123H245ZM253 121V120H252ZM252 121H251V123H252ZM59 122H60V120H59ZM155 122H156V120H155ZM175 122V121H174ZM189 122V121H188ZM190 122H191V120H190ZM199 122V121H198ZM229 122H230V120H229ZM229 122H228V124H229ZM255 122V121H254ZM258 122V121H257ZM6 124H7V122H5ZM4 123V124H5ZM18 123V122H17ZM137 123V122H136ZM169 123V122H168ZM178 123V122H177ZM209 123V122H208ZM232 124H233V122H231ZM249 123V122H248ZM5 124V125H6ZM11 124V123H10ZM156 124V123H155ZM171 124V123H170ZM170 124H168V125H170ZM185 124V123H184ZM197 124V123H196ZM200 124V123H199ZM206 124V123H205ZM204 124V125H205ZM239 124H240V122H239ZM239 124H238V126H239ZM243 124V123H242ZM24 125V124H23ZM38 125V124H37ZM36 125V127H38ZM135 125H137V124H135ZM159 125V124H158ZM165 125V124H164ZM173 126H172V128H171V130H169L168 132H169V136H168V140L170 141V145H171V151L172 150H175V151H177V154L179 153V157H178V160H176V161H170V160H167L166 162H162V166H163V170H166V171H168V170H171L172 172L173 171H180V170H182V169H184V167L185 168H187V167H189V168H195V167H197V166H199V165H202V166H206V167H209V168H211V169H218V170H222L223 171V169H225L226 170V168L227 167H234L235 168V166H236V163L237 162H235V160L233 159V156L232 155H229V153H226L224 150H223V148L221 149V150H219L218 152H217V154L214 156L213 155V157H211V158H209V159H205L204 160V158H206V155H205V157L202 159V157L201 158H191L192 157V155H193V151H194V149L195 148H197V146L199 145V138H198V135H197V133H193V132H190V131H188V130H185V129H183L182 127H180V126H178V125H176V123L175 124H172ZM185 125H187V124H185ZM192 125V124H191ZM195 125V124H194ZM208 125V124H207ZM254 125V124H253ZM13 126V125H12ZM14 126H17V125H14ZM29 126V125H28ZM33 126V125H32ZM54 126H56V125H54ZM148 126V125H147ZM150 126H152L151 124H150ZM255 126V125H254ZM256 126H258V124L256 125ZM1 127H2V125H1ZM171 127V126H170ZM184 127V126H183ZM193 127H196V126H193ZM205 127H206V125H205ZM225 127V126H224ZM234 127H236V126H234ZM261 127H262V124H261ZM3 128V127H2ZM14 128V127H13ZM25 128V127H24ZM30 128V127H29ZM39 128V130H40V132H42L43 133V135L45 136V138H46V140H47V146H48V148H49V150L50 151H53V154H54V152H55V154L56 155H58V157L61 159V160H63L65 163H68V164H75L77 161H76V159H77V157H75V154L73 153V151H72V149L69 147V145L65 142V140L63 139V138H61V137H58V136H56L55 135V133L53 132V130L50 128V127H47V126H44L43 124L42 125H40V127H38ZM137 128V127H136ZM147 128H149V127H147ZM190 128V127H189ZM188 128V129H189ZM197 128V127H196ZM199 128H200V126H199ZM203 128V127H202ZM201 128V129H202ZM230 128V127H229ZM246 128V127H245ZM254 128V127H253ZM252 127H251V129H253ZM259 128V127H258ZM25 129H27V128H25ZM24 129V130H25ZM135 129V128H134ZM224 129V128H223ZM233 129V128H232ZM242 129V128H241ZM7 130V129H6ZM22 130V129H21ZM149 130V129H148ZM158 130V129H157ZM160 130V129H159ZM158 130V131H159ZM210 130V129H209ZM215 130V129H214ZM255 130V129H254ZM259 130V129H258ZM261 130V129H260ZM10 131V130H9ZM16 131V130H15ZM140 131V130H139ZM153 131V130H152ZM193 131V130H192ZM213 131V130H212ZM245 131H247V130H245ZM1 132V131H0ZM20 132H22V131H20ZM24 132V131H23ZM26 132V131H25ZM25 132H24V134H25ZM29 132V131H28ZM31 132V131H30ZM215 133H216V131H214ZM241 132V131H240ZM18 133V132H17ZM146 133V132H145ZM156 133V132H155ZM212 133V132H211ZM218 133V132H217ZM226 133V132H225ZM228 133V132H227ZM230 133V132H229ZM239 133V132H238ZM4 134V133H3ZM16 134V133H15ZM63 134V133H62ZM141 134V133H140ZM201 134V133H200ZM205 134V133H204ZM240 134V133H239ZM239 134H237V135H239ZM23 135V134H22ZM67 135H68V133H67ZM134 135H136V134H134ZM161 135V134H160ZM217 135V134H216ZM245 135V134H244ZM251 135V134H250ZM18 136H19V134H18ZM30 136H32V135H30ZM41 136V135H40ZM140 136V135H139ZM164 136H166V135H164ZM220 136V135H219ZM233 135H231V137H232ZM236 136V135H235ZM252 136V135H251ZM5 137V136H4ZM7 137V136H6ZM5 137V138H6ZM37 137H39V136H37ZM62 137H64V136H62ZM147 137V136H146ZM145 137V138H146ZM224 137H226V136H224ZM241 137H242V135H241ZM1 138V137H0ZM16 138V137H15ZM156 138V137H155ZM215 138H217V137H215ZM27 139V138H26ZM66 139H68V136H67V138ZM147 139V138H146ZM158 139H159V137H158ZM235 139V138H234ZM241 139V138H240ZM71 140H73V139H71ZM139 140V139H138ZM143 140V139H142ZM157 140V139H156ZM210 140V139H209ZM232 140V139H231ZM236 140H237V138H236ZM247 140H248V137H247ZM5 141H7V140H5ZM67 141V140H66ZM140 141H141V139H140ZM166 141V140H165ZM216 141H217V139H216ZM252 140H250V142H251ZM25 142V141H24ZM41 142V141H40ZM206 142H207V140H206ZM205 142V143H206ZM219 142V141H218ZM0 143H2V142H0ZM9 143V142H8ZM11 143V142H10ZM12 143H13V141H12ZM29 143V142H28ZM35 143V142H34ZM43 143V142H42ZM45 143V142H44ZM43 143V144H44ZM141 143H142V141H141ZM230 143V142H229ZM3 144V143H2ZM6 143H4V145H5ZM14 144V143H13ZM16 144V143H15ZM36 144V143H35ZM43 144H42V146L41 147H43ZM147 144V143H146ZM157 144V143H156ZM211 144V143H210ZM216 144V143H215ZM218 144V143H217ZM224 144V143H223ZM206 145V144H205ZM253 145H255L254 143H253ZM257 145V144H256ZM261 145V144H260ZM6 146V148H7V145H5ZM12 146V145H11ZM21 146V145H20ZM19 146V147H20ZM37 146V145H36ZM45 146V145H44ZM147 146H149V145H147ZM162 146H163V144H162ZM209 146V145H208ZM213 147V145H210L209 147ZM223 146V145H222ZM225 146V145H224ZM223 146V147H224ZM247 146V145H246ZM0 147H1V145H0ZM9 147V146H8ZM40 147V148H41ZM150 147V146H149ZM154 147V146H153ZM159 147H160V149H161V146L159 145ZM164 147H165V143H164ZM5 148V149H6ZM10 148V147H9ZM8 148V149H9ZM12 148V147H11ZM38 148V147H37ZM44 148H47V147H44ZM75 148V147H74ZM144 149H145V147H143ZM168 148V147H167ZM207 148V147H206ZM221 148V147H220ZM237 148V147H236ZM235 148V149H236ZM241 148V147H240ZM262 148V147H261ZM13 149H15V147L13 148ZM16 149H17V145H16ZM42 149V148H41ZM76 149V148H75ZM143 149V150H144ZM151 149H153V148H151ZM150 149V150H151ZM209 149V148H208ZM212 149V148H211ZM215 149H217V147L215 146ZM245 149V148H244ZM1 150V149H0ZM159 150V148L157 149V151ZM163 149H161V150H159L157 153H156V157L160 160V159H163L164 158V152L162 151ZM198 150H199V148H198ZM213 150V149H212ZM228 150H230L229 148H228ZM228 150H226V151H228ZM240 150V149H239ZM246 150H248V147H247V149ZM263 150V149H262ZM6 151H8L9 152V150H7L6 149ZM47 151H48V149H47ZM83 151V150H82ZM164 151H165V148H164ZM166 151H168L169 152V150H166ZM170 151V152H171ZM200 151V150H199ZM199 151H198V153H199ZM217 151V150H216ZM2 152V151H1ZM25 152V151H24ZM28 152V151H27ZM26 152V153H27ZM145 152H146V150H145ZM148 152V151H147ZM151 152V151H150ZM153 152V151H152ZM169 152V153H170ZM261 152V151H260ZM4 153H5V151H4ZM12 153V152H11ZM42 153V152H41ZM143 153H144V151H143ZM166 153V152H165ZM195 153V152H194ZM203 153H204V151H203ZM234 153V152H233ZM246 153V152H245ZM255 153V152H254ZM257 153V152H256ZM14 154H15V152H14ZM25 154V153H24ZM55 154H54V156H55ZM172 154V153H171ZM27 155V154H26ZM82 155V154H81ZM86 155H87V153H86ZM236 155V154H235ZM169 156V155H168ZM232 156V157H231ZM4 157V156H3ZM31 157V156H30ZM53 157V156H52ZM87 157V156H86ZM199 157V156H198ZM252 157V156H251ZM2 158V157H1ZM9 158V157H8ZM55 158V157H54ZM56 158H57V156H56ZM58 158V159H59ZM89 158V157H88ZM151 158V157H150ZM157 158L155 159L154 157L153 158H151L152 160L153 159H155V160H157ZM176 158V157H175ZM254 158V157H253ZM34 159V158H33ZM57 159V160H58ZM248 159V158H247ZM250 159V158H249ZM91 160V159H90ZM93 160V159H92ZM151 160V161H152ZM155 160H154V163H155ZM8 161V160H7ZM86 161V160H85ZM262 161H264V160H262ZM4 162V161H3ZM2 162V163H3ZM11 162V161H10ZM9 162V163H10ZM159 162V161H158ZM246 162V161H245ZM244 162V163H245ZM249 162V161H248ZM252 162H253V160H252ZM251 162V163H252ZM153 163V162H152ZM153 163V164H154ZM160 163V162H159ZM4 164H5V162H4ZM29 164V163H28ZM152 164V165H153ZM255 164V163H254ZM257 164V163H256ZM255 164V165H256ZM30 165V164H29ZM246 165V164H245ZM10 166V165H9ZM48 166V165H47ZM154 166V165H153ZM65 167V166H64ZM69 167H71V166H69ZM75 167V166H74ZM73 167V168H74ZM152 167V166H151ZM254 167V166H253ZM6 168V167H5ZM4 168V169H5ZM47 168V167H46ZM77 168V167H76ZM75 168V169H76ZM94 168V167H93ZM92 168V169H93ZM78 169V168H77ZM103 169V168H102ZM188 169V168H187ZM243 169V168H242ZM1 170V169H0ZM81 170V169H80ZM105 169H103L102 171H104ZM146 170V169H145ZM149 170H151V168L149 169ZM159 170V169H158ZM254 170V169H253ZM262 170V169H261ZM77 172H78V170H76ZM201 171V170H200ZM203 171V170H202ZM215 171V170H214ZM7 172V171H6ZM85 172V171H84ZM107 172V171H106ZM241 172V171H240ZM247 172V171H246ZM1 173V172H0ZM9 173V172H8ZM79 173V172H78ZM89 173V172H88ZM184 173V172H183ZM198 173V172H197ZM212 173V172H211ZM243 173V172H242ZM16 174V173H15ZM14 174V176H16ZM17 174H18V172H17ZM82 174H83V172H82ZM87 174V173H86ZM94 174V173H93ZM157 174V173H156ZM199 174V173H198ZM240 174V173H239ZM262 174H263V172H262ZM81 175V174H80ZM89 175V174H88ZM168 175V174H167ZM181 175V174H180ZM20 176V175H19ZM18 176V177H19ZM22 176V175H21ZM162 176V175H161ZM171 176V175H170ZM178 176V175H177ZM81 177H82V175H81ZM148 177V176H147ZM175 177V176H174ZM192 177V176H191ZM213 177V176H212ZM222 177V176H221ZM259 177H260V173H259ZM14 178V177H13ZM78 178V177H77ZM91 178V177H90ZM93 178V177H92ZM180 178V177H179ZM188 178H189V176H188ZM218 178V177H217ZM225 178V177H224ZM262 179H263V177H261ZM175 179V178H174ZM182 179V178H181ZM193 179V178H192ZM203 179H205V178H203ZM244 179V178H243ZM246 179H248V178H246ZM14 180V179H13ZM21 180V179H20ZM22 180H23V178H22ZM86 180V179H85ZM217 180V179H216ZM220 180H222V179H220ZM224 180V179H223ZM227 180V179H226ZM5 181V180H4ZM7 181V180H6ZM148 181V180H147ZM168 181V180H167ZM205 181V180H204ZM12 182V181H11ZM157 182H158V180H157ZM161 182V181H160ZM181 182V181H180ZM198 182V181H197ZM229 182V181H228ZM14 183V182H13ZM35 183V182H34ZM165 183V182H164ZM179 183V182H178ZM196 183V182H195ZM232 183V182H231ZM170 184V183H169ZM169 184H168V186H169ZM182 184V183H181ZM187 184V183H186ZM220 184V183H219ZM224 184V183H223ZM12 185V184H11ZM22 185H23V183H22ZM188 185V184H187ZM211 185V184H210ZM228 185V184H227ZM7 186V185H6ZM16 186H17V183H16ZM176 186V185H175ZM195 186V185H194ZM207 186V185H206ZM23 187V186H22ZM21 187V188H22ZM172 187V186H171ZM192 187V186H191ZM211 187H212V185H211ZM27 188V187H26ZM186 188V187H185ZM3 189V188H2ZM6 189V188H5ZM10 189V188H9ZM13 190H14V188H12ZM11 189V190H12ZM17 189V188H16ZM167 189V188H166ZM166 189H165V191H166ZM175 189V188H174ZM177 189V188H176ZM18 190V189H17ZM24 190H25V188H24ZM170 190H171V188H170ZM168 191V190H167ZM175 191V190H174ZM173 191V192H174ZM177 191V190H176ZM183 191V190H182ZM4 192H5V190H4ZM3 192V193H4ZM9 192V191H8ZM13 192V191H12ZM18 192V191H17ZM28 192V191H27ZM19 193V192H18ZM25 193V192H24ZM175 193V192H174ZM187 193H189L188 191H187ZM171 194V193H170ZM193 194V193H192ZM31 195V194H30ZM166 195V194H165ZM188 195V194H187ZM1 196H3V195H1ZM12 196V195H11ZM23 196V195H22ZM28 196V195H27ZM178 196V195H177ZM31 197V196H30ZM5 198V197H4ZM20 198V197H19ZM198 198V197H197ZM1 199V198H0ZM11 199H12V197H11ZM2 200V199H1ZM19 200H21V199H19ZM18 200V201H19ZM31 200V199H30ZM36 200H37V198H36ZM10 201V200H9ZM180 201V200H179ZM28 202V201H27ZM31 202V201H30ZM38 202V201H37ZM1 203V202H0ZM4 203H6V201L4 202ZM20 203V206H21V201L19 202ZM24 203V202H23ZM26 203V202H25ZM2 204H3V200H2ZM10 204V203H9ZM11 204L13 205V203L11 202ZM8 205V204H7ZM36 206H37V204H35ZM1 207H2V205H0ZM17 206V205H16ZM29 206V205H28ZM28 206L27 207H25L26 209L28 208ZM213 206V205H212ZM7 207V206H6ZM31 207V206H30ZM29 207V208H30ZM33 207V206H32ZM31 207V208H32ZM39 207V206H38ZM8 208H11L10 206H8ZM15 208V207H14ZM18 208V207H17ZM2 209H3V207H2ZM12 209H13V206H12ZM21 209V208H20ZM210 209V208H209ZM8 210V209H7ZM14 210V209H13ZM35 210H37V209H35ZM9 211V210H8ZM19 211V210H18ZM25 211V210H24ZM24 211H23V213H24ZM39 211V210H38ZM207 211V210H206ZM208 212V211H207ZM5 213H7L6 212V210H5ZM13 213H15V212H13ZM18 213V212H17ZM209 213V212H208ZM26 214V213H25ZM39 214V213H38ZM211 214V213H210ZM7 215V214H6ZM22 215V214H21ZM11 216V215H10ZM16 216V215H15ZM18 216V215H17ZM20 216V215H19ZM19 216H18V218H19ZM48 217V216H47ZM20 218H21V216H20ZM208 218V217H207ZM2 219H4V217L2 218ZM10 220V219H9ZM20 220V219H19ZM28 220V219H27ZM208 221V220H207ZM1 222H2V220H1ZM24 222H26V221H24ZM17 222H15V224H16ZM43 223V222H42ZM44 223H46L45 221H44ZM222 223V222H221ZM229 223V222H228ZM3 224H5V223H3ZM10 224H11V222H10ZM14 224V223H13ZM2 225V224H1ZM17 225V224H16ZM15 225V226H16ZM27 225V224H26ZM30 225V224H29ZM31 225H33V224H31ZM53 225V224H52ZM9 226V225H8ZM20 226H21V223H20ZM19 226V227H20ZM222 226V225H221ZM10 227V226H9ZM42 227V226H41ZM41 227H39L40 229H41ZM209 226H207V228H208ZM12 228H13V226H12ZM24 228H26V226L24 227ZM23 228V229H24ZM38 228V229H39ZM65 228V227H64ZM215 228V227H214ZM7 229V228H6ZM28 229V228H27ZM31 229H32V226H31ZM4 230H5V228H4ZM76 230V229H75ZM203 230V229H202ZM205 230V229H204ZM218 230V229H217ZM15 231V230H14ZM46 231V230H45ZM208 231H210V230H208ZM228 231V230H227ZM74 232L75 231H73V234H74ZM202 232V231H201ZM11 233H12V231H11ZM14 233V232H13ZM211 233V232H210ZM217 233V232H216ZM45 234V233H44ZM84 234V233H83ZM202 234V233H201ZM219 234V233H218ZM228 234V233H227ZM25 235V234H24ZM26 235H27V233H26ZM25 235V236H26ZM96 235V234H95ZM13 236V235H12ZM69 236H70V234H69ZM75 236V235H74ZM80 236V235H79ZM83 236V235H82ZM92 236V235H91ZM225 236V235H224ZM227 236V235H226ZM21 237L23 238V236L21 235ZM20 237V238H21ZM85 237H86V235H85ZM84 236H83V238H85ZM1 238V237H0ZM2 238H3V236H2ZM75 238V237H74ZM92 238V237H91ZM90 238V239H91ZM102 238V237H101ZM219 238V237H218ZM228 238V237H227ZM95 239V238H94ZM93 239V240H94ZM98 239V238H97ZM217 239V238H216ZM82 240V239H81ZM86 240V239H85ZM208 240V239H207ZM83 241V240H82ZM95 241H97L96 239H95ZM104 241V240H103ZM102 241V242H103ZM204 241H206V238H205V240ZM216 241H218V240H216ZM17 242V241H16ZM21 242H23V241H21ZM27 242V241H26ZM78 242V241H77ZM210 242V241H209ZM208 242V243H209ZM219 242V241H218ZM6 243V242H5ZM19 243V242H18ZM39 243V242H38ZM84 243V242H83ZM225 243H226V241H225ZM4 244V243H3ZM23 244V243H22ZM94 244V243H93ZM95 244H96V242H95ZM100 245H101V243H99ZM98 244V245H99ZM210 244V243H209ZM80 245V244H79ZM99 245V246H100ZM208 245V244H207ZM211 245H213V244H211ZM78 246V245H77ZM203 246V245H202ZM0 247H2V246H0ZM5 247V246H4ZM58 247V246H57ZM201 247V246H200ZM207 247H209V246H207ZM56 248V247H55ZM95 248V247H94ZM6 249V248H5ZM22 249V248H21ZM32 249V248H31ZM116 249H118V248H116ZM121 249V248H120ZM134 249H136V248H134ZM133 249V250H134ZM138 249L139 248H137V251H138ZM197 249V248H196ZM204 249V248H203ZM4 250V249H3ZM7 250V249H6ZM10 250V249H9ZM36 250V249H35ZM91 250V249H90ZM160 250V249H159ZM163 250V249H162ZM201 250V249H200ZM210 250V249H209ZM209 250H207V252L209 251ZM0 251H1V249H0ZM5 251V250H4ZM37 251V250H36ZM55 251H56V249H55ZM58 251V250H57ZM118 251V250H117ZM129 251V250H128ZM127 251V252H128ZM205 251V250H204ZM210 251H212V250H210ZM7 252V251H6ZM45 252V251H44ZM49 252H51V251H49ZM102 252V251H101ZM126 252V253H127ZM136 252V251H135ZM147 252V251H146ZM202 252V251H201ZM206 252V251H205ZM213 252V251H212ZM8 253V252H7ZM7 253H3L2 255L3 256H5V258H7L6 256H7ZM32 253V252H31ZM113 253V252H112ZM130 253L131 252H129V255H130ZM139 253H141V251H139ZM150 253H151V251H150ZM200 253V252H199ZM204 253V252H203ZM209 253V252H208ZM11 254V253H10ZM37 254V253H36ZM97 254V253H96ZM134 254V253H133ZM149 254V253H148ZM171 254V253H170ZM219 254V253H218ZM25 255V254H24ZM29 255H31V254H29ZM34 255V254H33ZM137 255V254H136ZM154 255V254H153ZM164 255V254H163ZM163 255H162V257H163ZM198 255V254H197ZM204 255V254H203ZM211 255V254H210ZM214 254L212 253V256H213ZM217 255V254H216ZM220 255V254H219ZM17 256L18 255H16V258H17ZM35 256H37V255H35ZM111 256V255H110ZM128 256V255H127ZM134 256H135V254H134ZM147 256V255H146ZM170 256V255H169ZM196 256V255H195ZM215 256V255H214ZM2 257V256H1ZM9 257H10V255H9ZM12 257H13V255H12ZM30 256H28V258H29ZM38 257V256H37ZM54 257V256H53ZM95 257H97V256H95ZM100 257V256H99ZM107 257V256H106ZM130 257H131V255H130ZM133 257V256H132ZM142 257H143V255H142ZM154 257V256H153ZM156 257V256H155ZM154 257V258H155ZM45 258H46V256H45ZM48 258V257H47ZM46 258V259H47ZM52 258V257H51ZM86 258V257H85ZM91 258V257H90ZM176 258V257H175ZM183 258H184V256H183ZM2 259V258H1ZM31 259V258H30ZM39 259H41V258H39ZM43 259V258H42ZM87 259H89V257L87 258ZM101 259V258H100ZM147 259H149V257H147ZM150 259H151V257H150ZM149 259V260H150ZM172 259V258H171ZM185 259V258H184ZM191 259V258H190ZM197 259H199V258H197ZM225 259V258H224ZM7 260V259H6ZM10 260V259H9ZM17 260V262H20V260L18 261V259H16ZM22 260V259H21ZM26 260V259H25ZM36 260V259H35ZM48 260V259H47ZM51 260V259H50ZM75 260V259H74ZM85 260V259H84ZM132 260V259H131ZM134 260V259H133ZM148 260V261H149ZM172 260H174V259H172ZM188 260V259H187ZM245 260V259H244ZM244 260H242V261H244ZM3 261H5L4 259H3ZM61 261V260H60ZM89 261V260H88ZM142 263H143V261L142 260H140ZM147 261V262H148ZM152 261V263H154L155 261H154V259L153 260H151ZM154 261V262H153ZM180 261V260H179ZM198 261V260H197ZM200 261V260H199ZM198 261V262H199ZM209 261L211 262V260L209 259ZM216 261V260H215ZM246 261V260H245ZM25 262V261H24ZM27 262V261H26ZM73 262V261H72ZM140 262V264H142ZM167 262H169V261H167ZM200 262H202V260L200 261ZM248 262V261H247ZM1 263V262H0ZM4 263V262H3ZM2 263V264H3ZM13 263H14V261H13ZM32 263V262H31ZM44 263V262H43ZM79 263V262H78ZM77 263V264H78ZM93 263V262H92ZM139 263V262H138ZM179 263V262H178ZM192 263V262H191ZM195 263V262H194ZM204 263V262H203ZM202 263V264H203ZM244 263V262H243ZM251 263V261H249V264ZM10 264V263H9ZM12 264V263H11ZM15 264V263H14ZM35 264V263H34ZM36 264H37V262H36ZM41 264V263H40ZM48 264H50V262L48 263ZM54 264V263H53ZM135 264V263H134ZM147 264V263H146ZM163 264V263H162ZM169 264V263H168ZM174 264H175V262H174ZM212 264V263H211ZM228 264V263H227ZM234 264V263H233ZM240 264V263H239ZM242 264V263H241ZM252 264V263H251Z\"/></svg>",
    "mask_w": 264,
    "mask_h": 264
}]
</instances>
